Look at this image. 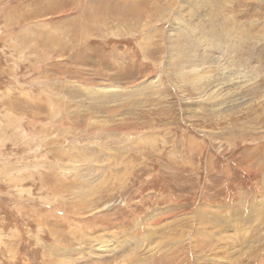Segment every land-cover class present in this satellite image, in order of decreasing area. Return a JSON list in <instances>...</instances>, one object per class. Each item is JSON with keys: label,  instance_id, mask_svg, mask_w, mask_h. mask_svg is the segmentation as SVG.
<instances>
[{"label": "rangeland", "instance_id": "374dc122", "mask_svg": "<svg viewBox=\"0 0 264 264\" xmlns=\"http://www.w3.org/2000/svg\"><path fill=\"white\" fill-rule=\"evenodd\" d=\"M0 264H264V0H0Z\"/></svg>", "mask_w": 264, "mask_h": 264}, {"label": "bare ground", "instance_id": "6f19581e", "mask_svg": "<svg viewBox=\"0 0 264 264\" xmlns=\"http://www.w3.org/2000/svg\"><path fill=\"white\" fill-rule=\"evenodd\" d=\"M249 80V79H248ZM211 85H212V87L214 86L213 85V83H211ZM210 87V86H209ZM208 90V89H207ZM218 92H217V91ZM221 91H223L222 89H219V88H214L213 90H210V93L209 94H207V97H210V99H213V100H215V98H216V96H218V98L221 96V94H222V92ZM221 93V94H220ZM206 94V93H205ZM204 94V95H205ZM225 98V97H224ZM222 99V98H221Z\"/></svg>", "mask_w": 264, "mask_h": 264}, {"label": "crops", "instance_id": "0c3cea01", "mask_svg": "<svg viewBox=\"0 0 264 264\" xmlns=\"http://www.w3.org/2000/svg\"><path fill=\"white\" fill-rule=\"evenodd\" d=\"M239 214V213H238Z\"/></svg>", "mask_w": 264, "mask_h": 264}]
</instances>
